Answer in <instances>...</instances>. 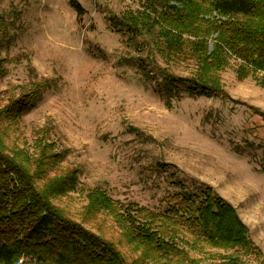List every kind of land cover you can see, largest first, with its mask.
<instances>
[{"label":"rangeland","instance_id":"rangeland-1","mask_svg":"<svg viewBox=\"0 0 264 264\" xmlns=\"http://www.w3.org/2000/svg\"><path fill=\"white\" fill-rule=\"evenodd\" d=\"M75 2L0 0V108L38 87L31 109L0 117L6 150L30 172L46 162L38 186L74 174L52 202L111 241L125 264H264V55L250 60L229 46L235 31L264 25L196 2L172 0L174 11L152 0ZM175 16L184 23L168 21ZM195 43L217 46L221 90L189 94L178 83L180 95H167L164 75L199 78ZM198 184L232 205L253 247L214 246L169 219L173 195ZM90 195L104 206L88 215ZM131 221L174 250L151 248ZM25 262L47 264L24 254L14 264Z\"/></svg>","mask_w":264,"mask_h":264},{"label":"trees","instance_id":"trees-1","mask_svg":"<svg viewBox=\"0 0 264 264\" xmlns=\"http://www.w3.org/2000/svg\"><path fill=\"white\" fill-rule=\"evenodd\" d=\"M152 1L160 6L166 5L168 9L174 11L173 5L169 4L172 0ZM173 1L196 2L197 7L201 9L207 4L209 7L207 10L204 9L205 11L212 10L221 16L242 15L247 21L255 18V27L264 25V0ZM69 2L78 7L75 0ZM176 20L184 23V20L177 16L171 17L168 21L176 23ZM255 29L257 28L235 31L237 37L231 40L233 44H229L238 55L250 60H256L261 54L264 55V31L253 33ZM171 37L182 40L181 36L177 37L174 34ZM193 46L194 54L197 53L199 58L197 61L201 63L199 78L164 75L160 84L167 95H180L178 83H186L189 94L217 93L221 90L217 71L222 68V60L221 56L216 58L214 55L219 52L217 46L209 53L206 51V44L203 50H199V43ZM4 71L3 60L0 58V75ZM37 91L36 85L32 90L8 101L0 108V117L4 113L20 115L31 109ZM224 96L227 97L225 94ZM56 157V153H48L44 159L48 162ZM45 164L44 160L36 163L34 172H30L28 165L20 160L19 152L14 151L10 154L0 140V264H14L21 254L47 264H125L111 241L85 229L52 202L54 195L64 192L67 188H73L74 174L63 175L56 181L51 180L53 178L48 179L49 181L46 180L42 186L36 184V177H39L38 173ZM198 186H200L198 193L181 188L173 195L174 203L167 209L171 212L169 219L187 223L211 245L253 247L247 237V228L237 218L232 205L216 194L208 184ZM88 200V208L84 210L88 215L100 205L104 206V196L99 199L98 196L92 198L90 195ZM148 213L156 215L153 212ZM160 215L163 216V213ZM131 222L133 234H137L138 238L143 239L151 248L174 250L175 246L171 240L163 238L143 223Z\"/></svg>","mask_w":264,"mask_h":264}]
</instances>
